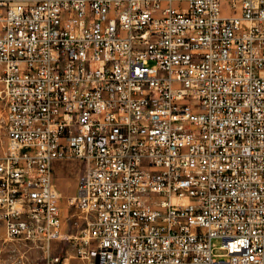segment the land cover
Here are the masks:
<instances>
[{"label":"built area","instance_id":"obj_1","mask_svg":"<svg viewBox=\"0 0 264 264\" xmlns=\"http://www.w3.org/2000/svg\"><path fill=\"white\" fill-rule=\"evenodd\" d=\"M0 218L83 264H264V0H0Z\"/></svg>","mask_w":264,"mask_h":264},{"label":"rangeland","instance_id":"obj_2","mask_svg":"<svg viewBox=\"0 0 264 264\" xmlns=\"http://www.w3.org/2000/svg\"><path fill=\"white\" fill-rule=\"evenodd\" d=\"M176 6L183 7L187 0H173ZM227 11L228 3L223 5ZM81 164L78 161L62 162L56 172L55 183L62 195L61 206L64 212L63 231L65 236L81 234L85 220L81 212L70 207L68 198L76 193L77 175ZM77 247L73 239L55 240L49 250L41 245L8 238L6 228L0 218V264H83L76 257Z\"/></svg>","mask_w":264,"mask_h":264},{"label":"crops","instance_id":"obj_3","mask_svg":"<svg viewBox=\"0 0 264 264\" xmlns=\"http://www.w3.org/2000/svg\"><path fill=\"white\" fill-rule=\"evenodd\" d=\"M56 166H57V169L59 170V167H60V163H58V164H57Z\"/></svg>","mask_w":264,"mask_h":264}]
</instances>
